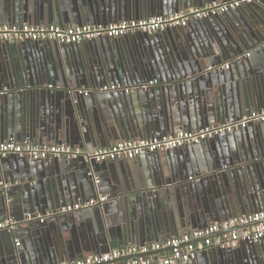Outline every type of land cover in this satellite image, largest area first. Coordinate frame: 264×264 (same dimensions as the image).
Returning <instances> with one entry per match:
<instances>
[{
	"label": "water",
	"instance_id": "1",
	"mask_svg": "<svg viewBox=\"0 0 264 264\" xmlns=\"http://www.w3.org/2000/svg\"><path fill=\"white\" fill-rule=\"evenodd\" d=\"M215 1L232 0H0V25L106 26L167 16ZM230 13L223 20L213 17L197 21V28L153 34L152 40L151 35H132L150 37L133 45H128V36L100 38L79 45L0 44V93L4 92L0 95V143L77 144L92 151L107 148L119 140L163 137L179 130L195 131L238 121L264 109V0ZM99 41L102 42L90 46ZM98 45L110 47L113 58H105ZM26 46L37 50L26 54ZM227 62L231 70L208 71L209 67ZM26 68H30L28 75ZM151 81L156 84L147 90L96 91L112 85L137 87ZM230 85L235 96L227 104L223 92ZM78 89L92 91L85 97L74 93ZM89 116L94 118V126ZM259 127L251 138L248 128L240 132L248 142L246 148L232 151L226 148L218 155L219 160L217 156L219 164H227L225 168L231 169L234 188L232 202L224 204L225 194L218 186V179L213 178L207 186L209 200L216 201L211 200L223 213L230 209V203L237 215L264 210V132L260 133L264 123ZM236 134L224 137L232 138ZM170 152L142 156L153 160L150 159L151 169L159 192L152 193L141 184L154 197L155 209L147 205L139 213L144 221L137 223L128 214L115 224L109 222L106 210L99 208L101 204L83 211L80 221L72 224L63 215H54L43 223L25 221L27 215L55 214L68 203L94 198L92 188L96 176L92 172H95L93 165L98 164L83 159H55L37 164L39 172L36 173L34 164L24 159L16 156L0 159V182L10 185L0 189V221L8 217L24 218L20 221L29 223L28 237H37L41 248L45 247L37 263L28 260L25 263L23 256L5 252L0 254V264H59L81 259L87 253H107L114 248L113 242L119 248L142 247L147 242H165L177 237L182 233L178 230L182 224L178 225L174 215L170 187L178 188L183 198L188 187L171 164ZM237 156L241 160L235 159L232 163V158ZM11 159L16 167L8 174L5 163ZM119 165L123 176L116 184V198L124 200L128 196L125 176L135 175L138 168L125 162ZM248 167L254 172L251 188L247 187L243 170ZM187 168L193 171L192 166ZM217 173L220 175L222 171ZM14 194L20 198L12 199ZM148 201L151 200L147 197ZM195 218L199 222L197 229H204L209 223L206 212H198ZM48 236L52 238L50 242ZM229 251L221 250L213 255L221 257ZM162 254L147 256L157 258Z\"/></svg>",
	"mask_w": 264,
	"mask_h": 264
},
{
	"label": "built area",
	"instance_id": "2",
	"mask_svg": "<svg viewBox=\"0 0 264 264\" xmlns=\"http://www.w3.org/2000/svg\"><path fill=\"white\" fill-rule=\"evenodd\" d=\"M258 0H232L229 2H211L200 8H191L168 17H152L148 19L129 20L116 24L102 25H68L60 27L51 25H33L29 23L0 25V44H20L23 42L48 43L58 45H79L100 38L121 39L136 34L153 35L167 30L186 28L191 22L224 16L236 11L244 5ZM247 56V54L245 55ZM230 63L209 67L208 71L228 70ZM151 81L141 86L126 88L121 85L105 86L97 92H125L147 90L155 86ZM52 88L51 86H48ZM92 90L78 89L74 93L88 96ZM1 92L0 95H3ZM251 123H264V109L253 112L238 121L219 123L206 126L195 131L179 130L173 135L153 137L142 140L117 141L107 148H97L92 151L65 145L37 143L18 144L14 141L0 143V159L16 156L31 161H46L55 159L78 160L95 164L116 161H132L138 157L159 152H170L178 149L200 145L220 137L240 133ZM0 184V188H6ZM105 197L95 200L80 201L66 205L55 214L47 212L45 216L27 215L26 222L36 220L43 223L54 215H64L97 207L104 203ZM18 222L12 219L0 221V236L3 232H13ZM264 239V210L243 215L234 219L211 224L204 229H194L178 237L162 243L144 245L142 247L113 248L104 254H90L78 260L59 264H180L187 263L197 254L215 247L222 250L235 249L240 243L258 242ZM19 245V243L17 244ZM163 253L154 258L147 256L152 253ZM137 256L135 258H132ZM117 262L118 260H124Z\"/></svg>",
	"mask_w": 264,
	"mask_h": 264
},
{
	"label": "crops",
	"instance_id": "3",
	"mask_svg": "<svg viewBox=\"0 0 264 264\" xmlns=\"http://www.w3.org/2000/svg\"><path fill=\"white\" fill-rule=\"evenodd\" d=\"M191 8H197V7H189V9ZM186 9L188 10V8ZM186 9H183V11H186ZM183 11L181 10L177 13H181ZM177 13H171L167 16H156V17H168L171 15H175ZM229 14H232V13H229ZM218 17L222 20L224 18L223 16H218ZM132 20H135V19H132ZM126 21H129V20H126ZM120 22H123V21H120ZM213 22L215 23L217 21H213ZM116 23H119V22H116ZM116 23H112V24H116ZM40 25H43V24H40ZM190 28H197V23L191 22L186 27V29L184 28V30H188ZM152 36L153 35L150 36L151 40L152 38H154ZM150 37L128 36L127 42H128V45L129 44L133 45V44H136L138 40H141V39L148 40ZM134 38H137V39H134ZM100 42L102 41H99L95 44L92 43V45L90 46H95L96 44H100ZM39 46H42L41 43ZM24 48H25L24 51L26 52V54H28V52L30 53L35 52L37 50L36 48L32 46L31 47L26 46ZM98 49L103 50L104 52L103 54L105 58L107 59L113 58V50L110 47L107 48L105 46L102 47L101 45H98ZM16 54L19 55V52L17 53L16 51ZM235 67L237 68V66ZM26 70H27V75H28V72H30V68L29 69L26 68ZM224 90L225 91L223 92V95H225L226 103L227 104H229L230 102L232 103L234 96H235L234 88L231 87L230 85V86H226ZM58 114L59 116L61 115L60 112ZM94 121H95L94 118L90 117V124H92V126H94ZM259 126H260V123H251L247 127L249 138L254 136L255 134L254 130H259V128L262 127V126L261 127ZM260 131H261L260 133H263L264 128L261 129ZM263 137H264V134H263ZM129 140H139V139H129ZM77 141H79V137ZM119 141H127V140H119ZM247 143L248 142L245 141L244 135L242 133L240 134L237 133L232 138L231 137L219 138L214 141L203 143L202 145L197 146V147L182 148V149H178L176 151H172L168 153L170 162L172 165H174L176 171L178 172L177 174L179 178L184 181L185 183L184 186L188 187V193L186 194L184 198L182 196V193L179 192L178 188L170 187V193H169L171 198H173V203H174L173 211H174V215L176 216L178 225L182 224V226L178 228L180 233L182 232L181 234H185V233L190 232L191 230L197 229L195 228V226H197L199 222L198 220H195L196 219L195 216H197L198 212H203V213L206 212L207 214L206 219L209 222L206 227H208L211 224H215V223L223 222L229 219H234V218H237L243 215L251 214V213H246V214L237 215L238 212L235 209L231 208L232 203L228 205L230 209L226 210V212L223 213L214 204V202L216 201L212 199L209 200L211 195L209 194V189L207 187L209 185V182L213 178L218 179L219 181L218 186L222 191H224V194H225L224 204H228L229 202H232V196H233L232 191L234 190V188L231 186V180H230L231 179L230 177L231 169L229 167L225 168L227 164L226 165L219 164V162H217V156L220 155V153L223 152V150L226 148L228 150L230 149L231 151L234 149L235 150L239 149V147L246 148ZM18 144H22V143L19 142ZM44 144H53V143L45 142ZM60 145L82 149L77 144L70 145V144L63 143ZM159 154H162V153H159ZM219 157L220 156H218V160H219ZM150 159L151 157H138L132 161H116V162H109V163H104V164L93 165L95 172H92V171L91 172L95 174L96 178L94 177L93 188H92L94 198H91L90 200H95L100 197L106 198L105 202L102 203L101 207L99 208L100 209L102 208L104 211L106 210V215L110 223L115 224L116 222H118L119 220H121L128 214H129V219H132L135 222H137L138 220L144 221V218H141L139 213L144 212L147 205H148V208L153 209V210L155 209L156 202H152L154 197L148 194V192H145L147 190L143 189V185L141 184L142 182L148 190L152 191V193H155V190L159 192V189L157 188L158 186H156L157 185L156 178L152 174V169H151L152 167H151ZM235 159H238V161L241 160L239 159V156H237L236 158L233 157L231 160L232 163L236 162V161L233 162ZM24 160H26L28 163L34 164L33 168L36 173L39 172L37 171L38 170L37 169L38 167H36L37 164H43L42 162H46V163L50 162L49 160L48 161L46 160V161H39L40 163L39 162L35 163L36 161H31L28 159H24ZM11 162H14V161H12L11 159L10 161H7V163H5L6 173L8 174H12L14 168L16 167V164L13 165L11 164ZM122 162H125L126 164L131 165V166H134L136 164L135 166L138 168V170L135 171L136 172L135 175L125 176L126 178L125 187H126V191L128 192L127 194L128 196L124 200L120 198H116V194H117L116 184L118 180L120 179V177L122 178L123 176L121 166L119 165ZM41 166L43 167V165ZM188 166H192L193 171L189 170L187 168ZM243 170L245 172L244 174L248 182L247 187L251 188L250 183H252L254 180V172L250 167L243 168ZM218 171H222V173L219 175V173H217ZM138 175H141V177H139ZM97 181H99V184H97L98 183ZM0 184L3 185L4 183L0 182ZM16 184L17 183H15L14 185L17 186ZM6 185H7L6 188L10 187V185L8 184ZM147 197L151 200V201H148V203L146 202ZM19 198H20L19 195H16V194L12 196V199L14 200H17ZM211 200L214 202H212ZM76 202H72V203L74 204ZM83 211L85 210L64 214L63 218H68L69 224L75 223L77 221H80L81 214H83ZM221 212L223 214H221ZM257 212H260V211H257ZM257 212H254V213H257ZM25 216L26 214L24 215V217ZM189 216H193V217L188 219L187 221L184 220V217L186 219V217L189 218ZM6 219H12L18 222L19 224L13 232H10V233L3 232L1 234L0 254H4L5 252H7L10 254V256H12L11 254L15 252V254H19L23 256V260L25 263L27 260L32 261V263H37L36 260L37 258H39L40 253L44 252L45 247L42 246L41 248L40 244L37 242L38 240L37 237H32V236L28 237L27 227L29 226V223L20 221L21 219L24 220V218L8 217ZM32 225L33 224H31V226ZM115 236L117 237V234H115ZM172 238H175V237H172ZM47 239L50 242L52 238L48 236ZM44 240L45 239H43V242ZM18 243L19 245H17ZM154 243H162V242L161 241L160 242H147L145 243V245H151ZM113 245H114V248H119L117 246V242H113ZM133 246L138 247L136 245H129L126 247H133ZM221 250L222 249H218L215 247L208 248L207 250L197 254L194 258L190 260L188 264H264V239L260 240L259 242L240 243L235 249H230L231 251L224 253V255H222L221 257H219L217 254L213 255L215 254V252L219 253ZM90 254H94V253L84 254L82 257H85ZM96 254H99V253H96Z\"/></svg>",
	"mask_w": 264,
	"mask_h": 264
}]
</instances>
